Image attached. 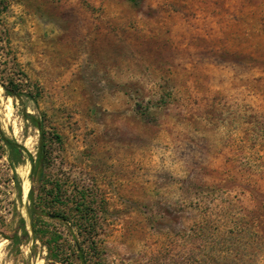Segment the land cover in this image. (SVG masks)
Here are the masks:
<instances>
[{"label":"rangeland","instance_id":"374dc122","mask_svg":"<svg viewBox=\"0 0 264 264\" xmlns=\"http://www.w3.org/2000/svg\"><path fill=\"white\" fill-rule=\"evenodd\" d=\"M34 120L61 141L34 183L0 143V264H60L33 209L86 264H264V0H0V132L36 155Z\"/></svg>","mask_w":264,"mask_h":264},{"label":"trees","instance_id":"16d2710c","mask_svg":"<svg viewBox=\"0 0 264 264\" xmlns=\"http://www.w3.org/2000/svg\"><path fill=\"white\" fill-rule=\"evenodd\" d=\"M135 1V0H131ZM3 89L8 96L13 97L15 100H22L23 97H31L33 100L35 96L31 90H25L19 82L14 81L13 79L7 82V85H2ZM37 94V92H36ZM34 125L40 133V142L36 155L29 153L21 144H19L15 139L7 137L4 133L0 132V143L1 148L4 149L7 160L9 164L15 168L22 166L26 163L31 165V181L34 183L35 178L43 182L46 178V172L51 165L52 160V151H51V139L56 141H61L60 136L52 134V138L49 136L44 124L42 121L34 120ZM16 177V175H15ZM52 193V192H51ZM33 190L30 192V198H33ZM54 203H60L61 197L51 194ZM82 214L83 219L87 223L89 230L81 232L80 234L84 237L85 242H89V250H96V228L93 225L92 216L86 210H78ZM85 212V213H84ZM31 217V226L34 233V241H40L44 245H47L50 253L48 260L59 262L60 264L69 263L71 260L79 261L81 264H86L84 259V250L82 246L75 241V247L71 246L69 243L63 241L59 242L56 238L44 240L43 236L46 235V232L38 228L37 219L39 218L36 211L33 209L30 211ZM55 217H65L60 214H56ZM66 219V218H65ZM23 227L25 226V221H22ZM25 235H28V232L24 230ZM13 240V238H10ZM61 243V244H60ZM60 247L63 248L62 251H66V247H71L73 249V255L68 254L67 252H62ZM73 258V259H72Z\"/></svg>","mask_w":264,"mask_h":264},{"label":"bare ground","instance_id":"6f19581e","mask_svg":"<svg viewBox=\"0 0 264 264\" xmlns=\"http://www.w3.org/2000/svg\"><path fill=\"white\" fill-rule=\"evenodd\" d=\"M26 179V178H25ZM23 193H24V196L26 197V196H28L27 195V193H28V188L25 186L24 188H23ZM42 261V260H41ZM38 264H40V263H38Z\"/></svg>","mask_w":264,"mask_h":264}]
</instances>
